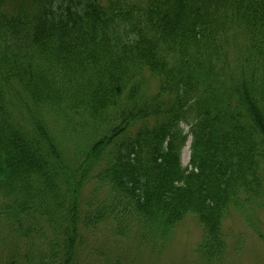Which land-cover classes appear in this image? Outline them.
<instances>
[{"label":"trees","instance_id":"1","mask_svg":"<svg viewBox=\"0 0 264 264\" xmlns=\"http://www.w3.org/2000/svg\"><path fill=\"white\" fill-rule=\"evenodd\" d=\"M263 211L264 0H0V264Z\"/></svg>","mask_w":264,"mask_h":264},{"label":"rangeland","instance_id":"2","mask_svg":"<svg viewBox=\"0 0 264 264\" xmlns=\"http://www.w3.org/2000/svg\"><path fill=\"white\" fill-rule=\"evenodd\" d=\"M182 126L188 131L189 126ZM190 142L191 138L181 153L183 165L189 162ZM108 223L100 226L101 233L88 244L86 253L89 256L98 251L99 264H106L108 256L112 264H264V211L256 216L254 226L246 223L241 214L231 213L223 223L226 251L211 258L201 248L202 229L193 218L179 223L173 234L164 238L146 237L141 244L134 234L124 239L114 237L113 226Z\"/></svg>","mask_w":264,"mask_h":264}]
</instances>
